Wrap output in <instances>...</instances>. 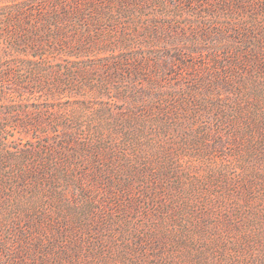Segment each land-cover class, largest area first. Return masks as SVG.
<instances>
[{
  "label": "trees",
  "instance_id": "1",
  "mask_svg": "<svg viewBox=\"0 0 264 264\" xmlns=\"http://www.w3.org/2000/svg\"><path fill=\"white\" fill-rule=\"evenodd\" d=\"M233 4L234 7H226L239 13L244 12L246 5L253 10L251 2L233 0ZM149 7H156V12L149 11ZM223 7L209 0H22L1 7L0 37L6 46L0 48V131L13 127L50 137L54 129L59 139L46 159L40 157L39 163L28 150L11 152L10 159L16 167L10 171H2L0 167L1 183L7 177L10 185L19 190L28 175L41 173L37 165L43 162L57 174L76 167L82 180L97 183L104 179L110 187L115 184L109 180L118 174V192H128L129 186L136 184L144 196L155 199L152 193L156 192V182L168 174L163 169L171 155L165 150L158 158V168H153L148 153L142 154L141 164H128L130 156L121 153L117 145H124L127 150L129 143L132 145L136 133L130 128L140 122L139 128L143 126L144 130L150 122L168 135L172 123L176 125L175 120L179 119L181 124L183 118L191 115L190 111L195 116L209 114L221 99L207 102L206 91L219 85L226 92L231 91L232 84L236 83L237 73L232 72L235 67L244 69V62L264 70L261 65L264 34L255 33L254 23L250 26L234 23L237 26L234 29L232 16L222 13ZM180 40L183 42L179 43ZM190 54H200L202 61L192 74L183 75L191 84L188 89L181 88L179 94L166 81ZM115 79L128 80L124 87L112 88V98L126 103L127 111L114 113L104 106L99 107L102 113L91 110L92 101L88 100L87 93L93 92L96 98L97 94L109 90V84ZM218 92L219 89L216 95L221 96ZM97 111L116 125L129 128L125 140L123 136L116 139L120 134L114 127L107 131L109 144L95 135L103 132L95 133L97 128L88 137H78V132L84 131L82 119L93 120ZM219 122L223 123L221 119ZM220 134L217 143L224 147L231 138ZM200 139L194 137L192 141L198 154ZM136 150L132 148V152ZM87 215H91L90 221L94 224L85 226L93 235L89 244L101 251L108 241L101 238L102 230L110 228L104 219L106 215L100 216V210L91 205ZM42 219L40 215L31 217L25 224L20 241L27 249L9 253L13 264H48L45 258L50 256L55 260L53 264H75L86 240L82 231L55 230L47 239L35 231ZM28 230L34 232L33 238L26 236ZM146 238L151 242L155 236ZM59 240L61 257L52 248L58 246ZM44 247H49L51 252L42 257Z\"/></svg>",
  "mask_w": 264,
  "mask_h": 264
},
{
  "label": "rangeland",
  "instance_id": "2",
  "mask_svg": "<svg viewBox=\"0 0 264 264\" xmlns=\"http://www.w3.org/2000/svg\"><path fill=\"white\" fill-rule=\"evenodd\" d=\"M242 1L251 2L253 10L246 5L244 12L239 13L227 8L235 6L233 0H209L225 6L222 13L232 16V24L250 26L254 23L255 33L264 34V0ZM19 2L22 0H0V8ZM148 10L156 12L157 9L149 7ZM232 27L237 28L235 24ZM262 41L264 43V35ZM5 46L0 37V48ZM203 52L206 54L207 50ZM216 54L221 55L222 51ZM192 55L182 59L183 66L175 67L166 81L179 94L181 88L188 89L191 84L183 75L192 74L202 61L200 54ZM242 64L245 70H236V67L232 70L237 77L231 91L226 92L222 85L217 88L221 96L216 95L217 89L206 91L207 102L221 99L209 114L195 116L190 111L191 115L183 118L181 124L179 119L175 120L176 125L172 123L168 135L154 123L147 122L143 130L137 122L135 128H130L135 129L136 134L128 150L124 145H117L121 153L130 156L128 164H141L142 154L148 153L153 168H158L162 153L166 150L171 155L168 165L164 162L163 171L168 174L156 182L153 200L139 192L136 184L130 185L128 192H118V174H113L115 178L109 180L115 184L110 187L104 179L97 183L82 180L76 167L57 174L43 162L37 165L42 174L28 175L19 190L10 185L7 177L0 181V264H13L9 253L27 249L20 241V232H25V224L38 215L43 219L35 231L47 239L55 230L82 231L86 240L75 264H264V128L260 129L264 127V70ZM120 80L109 84V90L97 94L96 98L93 92L87 93L88 100L92 101L91 110L104 106L114 113L127 111L126 103L112 98L114 86L122 88L128 83L127 79ZM137 82L140 84L139 80ZM99 111L91 121L90 117L82 119L84 131H79L78 137H88L97 128L95 133L103 132L95 135L109 144L107 131L114 127L120 134L116 139L123 136L125 140L129 128L116 125ZM53 132L54 129L50 137H44L34 130L21 128L7 127L0 131L2 171L16 167L15 161L10 159L11 152L28 150L37 163L42 161L40 157L46 159L59 140ZM219 133L231 138L224 147L217 143ZM194 137L201 138V155L192 147ZM131 147L137 150L132 152ZM90 205L100 210V216L106 215L104 219L110 227L102 230L101 238L108 241L101 251L89 244L93 235L85 226L94 225L91 215H87ZM26 234L33 238L34 232L28 230ZM148 235L155 238L150 242ZM57 245L52 248L59 253L55 255L61 257L60 240ZM43 249L42 257L51 252L49 247ZM45 260L48 264L55 261L51 256Z\"/></svg>",
  "mask_w": 264,
  "mask_h": 264
}]
</instances>
